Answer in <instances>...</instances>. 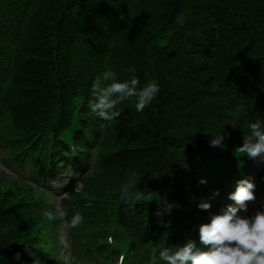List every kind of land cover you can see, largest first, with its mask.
<instances>
[{"label": "trees", "instance_id": "1", "mask_svg": "<svg viewBox=\"0 0 264 264\" xmlns=\"http://www.w3.org/2000/svg\"><path fill=\"white\" fill-rule=\"evenodd\" d=\"M130 68L160 92L143 111L129 100L102 120L88 107L95 77L128 79ZM0 120L3 159L33 175L0 172V264H46L65 226L84 230L78 260L126 250L131 264H152L154 248H203L199 226L223 208L200 209L203 197L254 172L264 187V169L236 150L250 123L264 129V0H0ZM62 161L82 186L60 208L45 179ZM126 184L147 199L134 203ZM54 203L63 221L48 219Z\"/></svg>", "mask_w": 264, "mask_h": 264}, {"label": "clouds", "instance_id": "2", "mask_svg": "<svg viewBox=\"0 0 264 264\" xmlns=\"http://www.w3.org/2000/svg\"><path fill=\"white\" fill-rule=\"evenodd\" d=\"M128 79L120 80L116 72L106 70L95 77L92 84L93 100L88 107L92 113L104 121L112 122L120 116L117 106L125 101L134 100L136 111H143L148 107L160 92L159 83L155 80L147 81L143 86L139 78L134 75L135 68ZM262 121L250 123V135H245L242 146L237 151L251 159L264 156V129ZM212 146H220L224 135L220 132L213 134ZM206 181H201L205 183ZM80 187V186H78ZM256 185L250 179H241L237 182L234 192L228 195L233 201L220 210L219 214L211 215L209 222L199 226V244L189 239L176 249L167 247L154 248L152 264L158 261L164 264H264V209L247 215L248 203L256 200ZM131 185H124L122 191L134 202L147 199L141 191L130 193ZM214 195H219L217 190ZM202 210H209L211 204L202 202L198 205ZM49 220L63 221L67 213L57 209L55 214H46ZM83 221V216L76 213L68 222L74 228ZM19 258V254H17ZM64 264H70V257L62 255Z\"/></svg>", "mask_w": 264, "mask_h": 264}, {"label": "rangeland", "instance_id": "3", "mask_svg": "<svg viewBox=\"0 0 264 264\" xmlns=\"http://www.w3.org/2000/svg\"><path fill=\"white\" fill-rule=\"evenodd\" d=\"M0 144H1V142H0ZM1 150V149H0ZM4 156V151L3 150H1L0 151V172L3 170V169H7V170H9V171H12V172H15V167L13 166V168L11 169V168H9L8 166H7V163H9L8 161L7 162H3V160H2V157ZM256 162H257V165H258V167H261V166H263L264 165V160H263V158H262V156H258V158L256 159ZM264 192H262V191H259V190H256L255 191V196H256V200L255 201H253V202H249L248 203V211L252 208V207H259V208H264V194H263ZM226 200H228V199H226ZM51 203H52V201H51ZM55 204V206L54 207H52L54 210H52V212L53 213H55L56 212V209H57V205H56V203H54ZM57 206V207H56ZM63 234H64V232H63ZM66 236H67V233H65L64 235H63V237H64V239L66 238ZM62 252L64 251L63 249L61 250ZM164 264V263H163Z\"/></svg>", "mask_w": 264, "mask_h": 264}]
</instances>
